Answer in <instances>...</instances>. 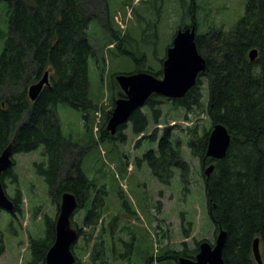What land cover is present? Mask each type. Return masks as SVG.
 <instances>
[{"label":"rangeland","instance_id":"rangeland-1","mask_svg":"<svg viewBox=\"0 0 264 264\" xmlns=\"http://www.w3.org/2000/svg\"><path fill=\"white\" fill-rule=\"evenodd\" d=\"M245 4L246 0H87L86 10L93 15L88 35L95 51L89 67L92 108L85 118L82 110L57 105L64 135L87 149L81 158L79 147L67 155L62 171L65 178L78 175L81 159V170L90 181L85 191L79 190L85 204L73 216L74 227L82 231L73 248L78 264H145L151 256L147 264H179L178 257L194 256L202 240L215 243L218 232L208 214L204 169L188 145L194 130L201 135L213 125L206 111L207 78L200 81L201 107L186 109L158 95L153 108H142L148 119L144 133H154L156 141L139 140L142 134L134 132L131 122L105 141L102 129L122 96L119 73L139 68L162 71L178 28L196 19L199 33L230 30L243 17ZM4 28L0 13V55ZM170 126L172 142H180L189 166L185 176L176 170L164 183L152 174L143 155L157 147V139ZM14 160L5 188L11 197L19 195L20 213L0 212V264H44L32 259L30 241L45 235L49 221L56 223L61 196L38 174V165L46 161L42 147L15 153ZM91 210L90 226L86 220Z\"/></svg>","mask_w":264,"mask_h":264},{"label":"trees","instance_id":"trees-1","mask_svg":"<svg viewBox=\"0 0 264 264\" xmlns=\"http://www.w3.org/2000/svg\"><path fill=\"white\" fill-rule=\"evenodd\" d=\"M86 2L0 0V13L7 24L2 29L6 41L0 55V153L10 142L16 153L42 147L46 162L40 163L37 171L59 197L67 190L75 192L70 187L74 184L72 175L65 178L62 171L66 156L78 147L81 158L84 144L75 143L63 134L57 105L66 103L82 110L85 118L92 108L89 67L95 51L88 26L93 15L87 12ZM194 10L191 8L190 16ZM192 24L200 29L196 19L184 26ZM196 42L206 58L205 72L184 98L173 101L186 109L201 107L200 81L207 78V114L212 124L223 123L231 134L226 156L212 160L216 167L206 178L208 213L217 231L227 232L223 249L227 264H256L253 257L256 237L261 239L264 258V0H246L245 14L230 30L212 28L197 33ZM255 47L259 56L252 61L249 51ZM47 70L51 83L32 102L27 95L28 86ZM136 70L133 72H150L155 76L162 73ZM157 100V96H151L148 107L153 108ZM131 121L136 133L148 125L147 116L140 110ZM102 133L101 140L112 138L106 128ZM172 133V127L165 129L157 149L144 154L153 175L164 183L170 181L175 170L185 176L189 166L181 156L180 142H172ZM208 136V131L200 135L194 130L188 141L192 152L202 161ZM80 162L81 159L77 163V178L85 191L90 181ZM6 177L3 175L4 184ZM18 198L19 195L15 199L17 204ZM92 214L93 210L86 220L90 226L88 218ZM55 236V223L49 221L44 236L31 238L34 261L42 260L45 264ZM150 259L153 257L146 262Z\"/></svg>","mask_w":264,"mask_h":264},{"label":"water","instance_id":"water-1","mask_svg":"<svg viewBox=\"0 0 264 264\" xmlns=\"http://www.w3.org/2000/svg\"><path fill=\"white\" fill-rule=\"evenodd\" d=\"M250 58L258 56V49L250 50ZM206 58L199 52L196 42V26L180 29L175 35L172 45L167 50L163 64V77L158 78L149 72L118 74L116 79L126 92L115 102L114 110L107 123V129L115 134L119 126L127 123L132 114L140 109L153 94L168 98H182L192 89L200 74L205 72ZM49 71L28 88L29 97L36 101L48 85ZM231 142V134L223 123H215L209 134L206 156L222 159L226 156ZM13 143L11 142L0 154V206L13 211L14 202L6 194L1 181V174L13 164ZM215 168L211 163L205 170L209 177ZM79 202L75 193L67 191L62 196L60 212L56 222L54 243L46 255V264H75L77 258L73 245L79 239L80 232L72 225V216ZM227 240L226 230L218 234L215 245L208 241L200 244L196 259L180 257L179 264H227L223 257V249ZM253 254L257 264H264L260 249V238L253 242Z\"/></svg>","mask_w":264,"mask_h":264},{"label":"flooded vegetation","instance_id":"flooded-vegetation-1","mask_svg":"<svg viewBox=\"0 0 264 264\" xmlns=\"http://www.w3.org/2000/svg\"><path fill=\"white\" fill-rule=\"evenodd\" d=\"M202 166H203V168L206 167V161H205V160H203ZM77 187H78V186H76V190H77ZM196 253H197V252L195 251V255H196ZM195 255H194V257H195Z\"/></svg>","mask_w":264,"mask_h":264}]
</instances>
